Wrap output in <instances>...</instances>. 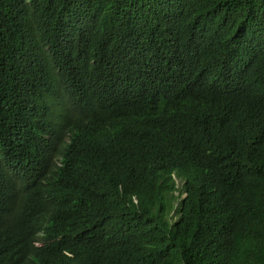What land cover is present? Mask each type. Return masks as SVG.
I'll list each match as a JSON object with an SVG mask.
<instances>
[{
	"label": "trees",
	"instance_id": "16d2710c",
	"mask_svg": "<svg viewBox=\"0 0 264 264\" xmlns=\"http://www.w3.org/2000/svg\"><path fill=\"white\" fill-rule=\"evenodd\" d=\"M6 160L57 198L0 264H264V0H0Z\"/></svg>",
	"mask_w": 264,
	"mask_h": 264
},
{
	"label": "clouds",
	"instance_id": "9594fccd",
	"mask_svg": "<svg viewBox=\"0 0 264 264\" xmlns=\"http://www.w3.org/2000/svg\"><path fill=\"white\" fill-rule=\"evenodd\" d=\"M18 144V141H13L9 143L6 149H11L12 146L15 147ZM20 164L27 165L25 161ZM20 164L13 165L9 160L0 164V223H11L17 215V211L28 206L27 209L32 208L29 226H33L44 219L43 209L46 208L48 200H56L57 193L47 184L49 179H41L35 175L38 169L37 164L27 165L32 169L30 175H27V170L18 167ZM13 183H17L20 187L16 191L12 189L11 194H8L7 191ZM49 208V211L58 209L53 215L55 227L51 230L35 233L32 249L47 244L52 245L63 239L68 232L74 233L75 231L71 213L66 206L55 203ZM4 234L12 238L19 236L18 234Z\"/></svg>",
	"mask_w": 264,
	"mask_h": 264
},
{
	"label": "bare ground",
	"instance_id": "6f19581e",
	"mask_svg": "<svg viewBox=\"0 0 264 264\" xmlns=\"http://www.w3.org/2000/svg\"><path fill=\"white\" fill-rule=\"evenodd\" d=\"M224 57V56H223Z\"/></svg>",
	"mask_w": 264,
	"mask_h": 264
}]
</instances>
